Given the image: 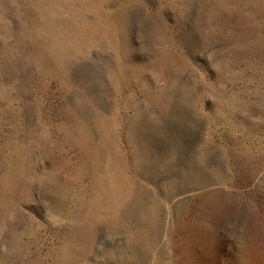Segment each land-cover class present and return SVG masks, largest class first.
Here are the masks:
<instances>
[{
  "label": "rangeland",
  "instance_id": "obj_1",
  "mask_svg": "<svg viewBox=\"0 0 264 264\" xmlns=\"http://www.w3.org/2000/svg\"><path fill=\"white\" fill-rule=\"evenodd\" d=\"M0 264H264V0H0Z\"/></svg>",
  "mask_w": 264,
  "mask_h": 264
}]
</instances>
